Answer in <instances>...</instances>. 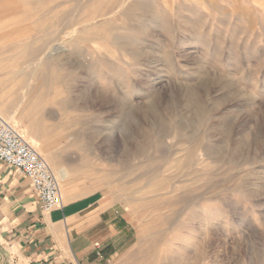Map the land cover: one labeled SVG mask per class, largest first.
<instances>
[{
    "label": "rangeland",
    "instance_id": "obj_1",
    "mask_svg": "<svg viewBox=\"0 0 264 264\" xmlns=\"http://www.w3.org/2000/svg\"><path fill=\"white\" fill-rule=\"evenodd\" d=\"M28 102L72 197L125 210L122 264H264V0H0L26 141Z\"/></svg>",
    "mask_w": 264,
    "mask_h": 264
},
{
    "label": "crops",
    "instance_id": "obj_2",
    "mask_svg": "<svg viewBox=\"0 0 264 264\" xmlns=\"http://www.w3.org/2000/svg\"><path fill=\"white\" fill-rule=\"evenodd\" d=\"M48 213L27 179L0 163V264H122L135 233L126 212L104 196L72 197Z\"/></svg>",
    "mask_w": 264,
    "mask_h": 264
},
{
    "label": "built area",
    "instance_id": "obj_3",
    "mask_svg": "<svg viewBox=\"0 0 264 264\" xmlns=\"http://www.w3.org/2000/svg\"><path fill=\"white\" fill-rule=\"evenodd\" d=\"M0 163L27 179L38 198L41 212L62 206L57 181L47 163L9 123L0 117Z\"/></svg>",
    "mask_w": 264,
    "mask_h": 264
},
{
    "label": "bare ground",
    "instance_id": "obj_4",
    "mask_svg": "<svg viewBox=\"0 0 264 264\" xmlns=\"http://www.w3.org/2000/svg\"><path fill=\"white\" fill-rule=\"evenodd\" d=\"M32 79H35V78H32ZM37 80L39 81V83H37L38 86H41L42 84L45 85V87L48 85V84H51L52 81H53V75L49 74V75H39L37 77ZM37 89V88H36ZM36 89L32 90L30 89L29 90V95H33V93H35ZM33 102V101H32ZM26 111L22 112V114H20L19 116V119L21 121V123L24 121L26 123V128L27 130H29L27 132V135L25 136L26 139H27V142H31L33 144V146H35V149L37 151V153L39 155H41L45 160V162L49 165V167H51V171L57 181V184H58V187H59V182L61 181H66L67 180V177H68V173L65 169H62V168H56L54 165H53V161L51 160V158L49 157V152H48V148L45 146V145H40V144H36V143H33L32 141V138H34L32 136V134H34L35 132L32 131V126L31 125V122L29 121L28 119V114L34 110V105L33 104H29V102L26 104ZM5 111V110H4ZM40 111V110H39ZM35 113V112H34ZM0 114L1 115H4V112L0 109ZM17 114L16 113H10L9 116H7V120L9 121V123H15V120H14V116H16ZM31 116V115H30ZM37 122V121H36ZM35 123V122H34ZM38 124V123H37ZM35 124V125H37ZM35 128V127H34ZM33 128V129H34ZM23 130V129H22ZM39 128L37 129V132H40L38 131ZM22 132V131H21ZM36 132V133H37ZM23 134V133H22ZM26 134V133H25ZM40 136V134H38ZM73 145V143H71ZM56 175H55V174ZM151 258V257H149Z\"/></svg>",
    "mask_w": 264,
    "mask_h": 264
}]
</instances>
